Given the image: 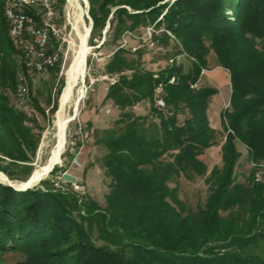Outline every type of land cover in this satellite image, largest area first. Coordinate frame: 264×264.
Returning <instances> with one entry per match:
<instances>
[{
	"label": "trees",
	"instance_id": "1",
	"mask_svg": "<svg viewBox=\"0 0 264 264\" xmlns=\"http://www.w3.org/2000/svg\"><path fill=\"white\" fill-rule=\"evenodd\" d=\"M56 1L61 11L65 0ZM87 1L91 34L109 23L103 43L112 54L105 71H130L107 87L105 100L119 115L92 130L109 189L101 204L54 190L48 179L24 190L0 182V264H264V167H252L243 181L237 170L241 144L249 162L264 164V0ZM164 9L155 26L175 40L165 31L154 34L155 49L168 59L182 51L190 57L179 66L168 62L155 76L143 67V49L132 53L119 41L155 22ZM26 11L37 17L35 8ZM215 66L228 71L230 82L222 130L211 126L207 113L217 88L200 79L202 69ZM21 68L0 56V171L9 179L21 178L17 167L30 174V166L17 161H29L25 147L33 153L38 141L34 118L5 92L19 91ZM49 72L57 78L59 68ZM63 85L60 78L56 101ZM158 85L163 108L156 105ZM143 101L149 108L136 113L133 107ZM214 146L221 163L208 170L202 156ZM62 170L56 165L50 174ZM261 171L262 180L255 181ZM189 186L192 195L185 192ZM7 255L17 259L10 263Z\"/></svg>",
	"mask_w": 264,
	"mask_h": 264
},
{
	"label": "rangeland",
	"instance_id": "2",
	"mask_svg": "<svg viewBox=\"0 0 264 264\" xmlns=\"http://www.w3.org/2000/svg\"><path fill=\"white\" fill-rule=\"evenodd\" d=\"M54 2L57 4L56 0H54ZM83 2H84L83 0L80 1L81 7L78 8L75 5H70L69 0H65L64 3L62 4L61 11L58 8V4L56 5V7L58 8L57 11L59 13L58 15L60 17V20H66V21H69L70 23L68 24V27L65 33V41H64L65 43L64 52L67 54V60H66L65 66L62 69L61 73L59 69L57 78H54L52 74H49L50 72L45 73V74H38L31 78L32 79L31 85L29 84V95L32 94L33 96L37 97L39 107L43 109L44 112H42L41 110L36 108L34 105H32L31 95H30V100L28 102V106L22 107L16 104L17 103L16 93H19V91H17V87H16V93L11 92L8 88L5 89V92L9 95L10 102L18 106L19 109H21L22 111H24V113L29 118H34L35 122H33L32 127H33L34 132L38 134V139H37L38 141L33 150V153L31 152V150L25 147V150L27 151V155L29 156V161H17L19 165L30 166V174L25 175L22 169L17 167L15 169L17 170L18 175H21L18 177H21V178H14L11 180L18 181V182L28 181L33 175L37 167L45 166L47 164L56 146L57 142L55 141L56 138L54 137V133L56 131L55 119H56L59 106H60V97L63 92V88L66 85L65 71L70 66L81 44V41L75 30V24H77L78 29L80 31H83L85 24L88 26L90 25L91 18L88 13L89 5L88 3H85V2L83 3ZM3 3H4V0H3ZM158 4H162V2ZM115 8L116 7H112V9H115ZM109 17H111V14L109 15ZM107 23H108V20L106 21V25ZM105 27H103L100 30L95 31L94 35L91 34V31L89 33L87 43L89 44L91 49H89V52L87 54L86 72H85L84 77L78 81L75 87V98L78 102L76 106L77 111L75 110L76 108L75 105L72 106L73 101H71L65 108V113L67 115L70 114L73 118L68 123L67 129H66L67 137H66L65 148L61 156V161L57 164L59 169L61 170L63 169L62 171H68L76 175L78 178L77 181H78L79 188L75 189L73 187H70V190L66 192H72V193H75L81 196L87 195L88 197L99 201V203L101 204H103L104 202V194L108 191L109 187L107 183L108 182L107 178L103 173V170L101 168V164L99 161V158L103 153V150L101 149L100 146L94 144V137H93L92 130L94 129V127L102 128V127L110 126L113 119H115L119 115V110L118 108L113 106L110 100H105L107 87H108L107 83L100 82L96 86H94L92 89H89V88L85 89L83 86V81L87 79V74L89 72L90 74H92L93 72L99 73L101 71L102 72L105 71V66L110 59V56L112 54V46H110V44L107 42L103 43V41L107 39L106 35L104 36V40L102 41L103 44L100 43L102 40V37L100 38V35L102 34L103 36V30L105 29ZM135 33L136 35H141L143 33V28L141 27L139 30L135 31ZM172 37L175 40L174 35ZM9 40H10V37H9L8 31L5 29L4 26H2V9L0 7V54H1L0 56L5 63L11 64L15 62L19 64L15 57V51L10 44L11 40L10 41ZM138 40H139L138 38L130 39L129 45L132 46V45L138 44ZM141 62L144 68L149 69L152 73H154V75H157L163 68H165L168 65V58L161 49H155L149 52H144L141 58ZM207 73H208L207 69L204 71V73H201V76H200L201 82L203 81V76H204V79L207 80V75H208ZM60 78L63 79L64 85L56 101V98H55L56 91L55 90H56V86ZM42 83L45 84L44 88L42 87L43 86ZM40 89H42V94L39 93ZM162 91H163V88L161 92L158 95H156V98L158 97L163 98ZM219 91H220L219 98H217L218 97L217 96L215 97V99L216 98L218 99V103L220 105L219 107H217L218 106L217 104L216 107L214 106L213 108H211V111H212V112L210 111L211 121L209 122L212 123L211 125H214L216 128L222 130L221 114H222L223 109L226 108L229 104L228 102L229 96H227L226 86H221ZM48 92L50 96L49 102L47 101ZM213 99H214V96H213ZM53 102L57 103V106L54 110L52 108ZM148 108H149V103L147 101H143L135 105L133 107V110L136 113H139V112L145 111ZM87 123L92 124L91 128L87 129L86 127ZM28 124L31 125V122L29 121ZM221 134L223 135V132H221ZM78 141L81 142V145L77 148ZM240 151H241V155L239 157V166L237 170L239 174H241L238 177V180L243 181L245 177L248 175V173L250 172L252 167L261 168V167H264V164L262 163L256 166V165H253L251 162H249L247 158V149L242 144L240 146ZM206 154H207V157L202 156L203 157L202 161L206 160V162H208V166H207L208 170H210L214 164L221 163L219 146H214L212 148H209L206 151ZM75 157L78 158V161L80 163L79 166L78 165L76 166L73 163ZM6 161H8L7 158H6ZM58 173H59L58 171L55 172L54 174L49 173L41 180L48 179L50 180V182H52V180L55 179ZM257 173H258V176H256ZM262 176H263L262 171L261 173L256 172L254 176V180L261 181ZM195 185L196 187H195L194 193L197 192V189L200 187V185L202 186V183L198 182ZM33 186H41V185L36 183ZM185 190H186L185 192L192 191L191 192V195H192L193 193L192 187L189 186ZM183 193L184 192H181L180 195L183 196ZM191 195L188 194L187 196L191 197ZM7 257L10 263H13L17 259V257L13 255L12 256L7 255Z\"/></svg>",
	"mask_w": 264,
	"mask_h": 264
},
{
	"label": "built area",
	"instance_id": "3",
	"mask_svg": "<svg viewBox=\"0 0 264 264\" xmlns=\"http://www.w3.org/2000/svg\"><path fill=\"white\" fill-rule=\"evenodd\" d=\"M174 1L162 0V3L167 2L171 4ZM29 8H35L37 17L26 11ZM165 11L166 9L155 22L145 26L141 35H136L134 31L123 33L119 41V47L129 48L132 52H135L137 49H143L144 52L152 51L157 45L154 34L161 31H165L172 39V33L169 30L164 27L157 29L155 26L156 22L162 19ZM3 12L7 22L9 37L13 40L15 57L22 67L18 75L19 93H16V104L26 107L28 106L29 82L30 80L32 81L29 77L30 75L45 74L54 67H58L60 73L62 72L67 60V54L64 52L65 33L70 23L66 20H60L54 0H4ZM132 38H138V44L130 46L129 41ZM184 57L190 56L185 51H182L180 54L169 58L168 62L179 66ZM205 70L202 69L201 73H204ZM124 74L129 75L130 71L116 73L101 71L99 73L93 72L92 74L89 72L87 79L83 81V86L85 89H92L100 82L112 85ZM199 83L200 79L192 83L190 87L195 88ZM161 90L162 86L158 85L155 89L156 95ZM156 104L160 108L165 106V102L161 97L156 98ZM73 163L76 166L80 165L77 157L74 158ZM252 164L255 165L254 163ZM63 172L52 180L53 189L62 192L69 191L70 187L78 189V181L72 183L64 180L62 178ZM256 176H258V173ZM78 196L82 197L81 195Z\"/></svg>",
	"mask_w": 264,
	"mask_h": 264
},
{
	"label": "bare ground",
	"instance_id": "4",
	"mask_svg": "<svg viewBox=\"0 0 264 264\" xmlns=\"http://www.w3.org/2000/svg\"><path fill=\"white\" fill-rule=\"evenodd\" d=\"M81 0H69L70 5H75L80 8ZM85 3H88L87 0H83ZM83 2V3H84ZM84 6V5H83ZM84 11V10H83ZM81 18V17H80ZM79 20V19H78ZM79 22V21H78ZM85 23V22H84ZM80 26V25H79ZM90 25H84L83 31L78 29L77 24H75V30L77 35L81 41L79 50L77 54L74 56L70 66L66 69V85L63 88V92L60 97V106L55 119V133L54 137L56 138V146L52 152L51 157L49 158L47 164L45 166H39L34 171L33 175L28 181H12L15 186H24L29 185L32 186L44 178L47 174L51 172V170L61 161V156L66 144V129L68 123L73 118L70 114L65 113L66 106L73 101V105L77 106V100L75 98V87L78 81L84 77L86 72V59L87 54L89 52L90 46L87 43V39L90 33ZM9 34V32H8ZM173 36V35H172ZM173 38V37H172ZM11 39V38H10ZM13 42V40H11ZM19 75V74H18ZM77 111V107L75 108ZM74 116V115H73ZM48 142V141H47ZM0 180L8 181L9 179L5 174L0 172Z\"/></svg>",
	"mask_w": 264,
	"mask_h": 264
},
{
	"label": "crops",
	"instance_id": "5",
	"mask_svg": "<svg viewBox=\"0 0 264 264\" xmlns=\"http://www.w3.org/2000/svg\"><path fill=\"white\" fill-rule=\"evenodd\" d=\"M207 74H208L207 80L217 88V92L214 95H212V97L210 98V102H209L208 109H207L209 121H211L210 120L211 119V116H210L211 108H213L214 106L216 107L217 104H218L217 107H219V105H220L218 103V99H217V98H219L220 87L226 86L227 87V96H229V94H230V82H229V74H228L227 70L220 67V66H215L214 68L209 69ZM213 96H214V99H213ZM215 97H217V98L215 99ZM210 124H212V123H210ZM211 126L214 127L215 129H218L214 125H211Z\"/></svg>",
	"mask_w": 264,
	"mask_h": 264
},
{
	"label": "water",
	"instance_id": "6",
	"mask_svg": "<svg viewBox=\"0 0 264 264\" xmlns=\"http://www.w3.org/2000/svg\"><path fill=\"white\" fill-rule=\"evenodd\" d=\"M108 26H109V23H107L105 29L103 30L102 40H104V34L106 33ZM91 29H92V20L90 19V28H89V30L91 31ZM2 173H3V172H2ZM62 178H63L64 180L69 181V182H72V183H76L77 180H78V178H77L76 175L71 174V173H69V172H67V171H64V172L62 173ZM12 181H13V180H8V181L5 182V181H1V180H0V182H3V183H6L7 185H10V186L14 187L16 190H24V189H26V188H30V187L33 186V185H32V186H29V185L15 186V185L13 184Z\"/></svg>",
	"mask_w": 264,
	"mask_h": 264
}]
</instances>
